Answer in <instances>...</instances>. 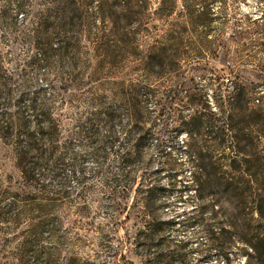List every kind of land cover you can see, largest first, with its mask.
Listing matches in <instances>:
<instances>
[{
	"label": "rangeland",
	"instance_id": "obj_1",
	"mask_svg": "<svg viewBox=\"0 0 264 264\" xmlns=\"http://www.w3.org/2000/svg\"><path fill=\"white\" fill-rule=\"evenodd\" d=\"M78 1L83 4V20L71 26L62 22L72 13L65 0H0V264H34L30 249L22 253L32 234L38 248L52 250L53 264H116L113 254L118 250L133 264H144L134 255V237L147 220L136 186L157 187L160 219L182 221L197 216L205 206L204 222L216 220L229 228L231 210L211 190L202 198L196 196L192 175L202 168L232 174L239 166L264 172V164L253 159L264 152V139L244 142L250 163L230 164L233 152L215 146L205 129L188 133L180 125L201 110L187 105L190 95L212 100L231 91L234 81L245 84L252 106H264V0H210L205 24L186 21L184 0H176L175 11L165 20L154 12L159 0ZM100 1L106 3L102 13L97 8ZM144 4L147 9L141 10ZM202 6L195 4L194 9L201 11ZM47 18L54 23L48 41L41 39ZM207 40L226 49L190 58V52ZM157 41L168 45L170 69L146 63L149 46ZM172 54L182 58L180 68L172 65ZM226 64L234 71L228 72ZM117 81L154 90L143 101L141 131L133 130L127 141L132 122L126 115L115 126L118 154L126 148L132 153L139 136L146 139L138 158L124 169L133 177L126 201L134 202L135 208L123 224V216L109 218L111 191L105 183L122 171L115 155H95L97 148L106 146L101 141L106 127L99 124L94 139L80 133L88 129L86 117L97 108L93 98L98 94L109 97L102 106L123 109L125 105L110 96L120 89ZM172 92H176L172 104L163 113L160 108ZM233 125L244 132L257 129L239 117ZM28 134L38 137L39 149L29 151L24 163L37 181H30L19 167ZM161 139L166 143L160 151L156 142ZM183 183L190 187L180 192ZM233 210L249 231L264 230L255 212ZM230 231L221 254L208 246L200 227L176 223L167 233L170 242L165 250L183 244L181 251L189 264H248L247 248Z\"/></svg>",
	"mask_w": 264,
	"mask_h": 264
},
{
	"label": "trees",
	"instance_id": "obj_2",
	"mask_svg": "<svg viewBox=\"0 0 264 264\" xmlns=\"http://www.w3.org/2000/svg\"><path fill=\"white\" fill-rule=\"evenodd\" d=\"M208 1L210 0H184L182 6L186 11L183 9L184 11L182 12H185L186 21L197 24L207 23L209 18L205 6ZM65 2L68 3L69 10L72 13L68 16L67 20H62V22L71 26L75 23H81L83 20L80 13V10L83 8L81 1L65 0ZM200 3L204 5L201 11L195 10V4ZM105 5V1L98 2L97 8L99 13L103 12ZM146 7V4L141 5V10L147 9ZM175 8L176 0H159L154 12L158 14L159 18L165 20L171 16ZM100 18H103V16L100 15ZM53 24L54 23L49 22L47 18V26L44 27L41 32V39H45L46 41L51 40L53 31L50 30V28L53 27ZM235 33L240 34L236 31ZM167 46L168 45L163 42L151 44L145 55L146 63H158L159 70L165 68L170 69L171 60H169L170 57L167 51L169 48ZM222 48L226 49V46L215 43L213 40H207V43L200 44L197 49L190 52V58H195L197 60L201 58L202 55L218 53ZM171 56V58H175V60H172V65L179 67L178 64L182 58L176 54H172ZM224 57H226V54ZM225 67L228 72L234 71L229 64H226ZM116 83L120 86V89L116 92H111L110 96L112 99H117L120 103L124 104L125 106L123 109H121L119 105L114 108L102 106L109 97L106 93L98 94L97 97L93 98L98 105L97 108L86 117L85 122L88 124V129L87 131L81 129L80 133H84L86 136L92 135V139H94L96 135L99 134L97 126L102 124L106 127L105 134L102 135L101 140L106 146L101 145L99 149L97 148L95 155L97 158H105L109 153L113 156L115 155L117 164L122 171L121 176L111 177L105 183L110 186L111 191L109 194V218L114 220L117 216H123V220L120 222V224H123L129 219L131 212L135 208L134 202L128 204L126 201L130 187H132L133 177L129 176L130 172L124 171V169L129 167L130 164L138 158L140 150H142L145 145L146 139L145 135L139 136L135 144H133L132 153L126 148L127 150L118 154L115 146L116 144L119 145L120 142L115 126L120 123L119 120L122 118V115H126L132 122L131 127L126 131V135H128L126 138L127 141L130 140L129 134H132L133 130L141 131L143 129L141 125L144 123V121L141 120L142 110L144 109L143 101L148 93L154 94V90L150 88L149 92L142 91L136 88L134 84L128 83L124 85V81H117ZM175 94L176 92H172L166 95L168 99L160 108L163 113L166 111L165 109L172 104V98ZM188 99L187 105H198L201 110L193 112L187 120L181 121V129H184L188 133H203V129H205L204 134L213 141L215 146H226L233 152V154L228 157L230 164H238L239 161L245 164L250 163L252 161V156L244 150V142H249L254 139L260 142L264 139V106L262 103L252 106V98L247 92L245 84L234 81L231 83V91L228 90L226 94H216L212 100L200 98L196 95H190ZM45 114L44 117H46ZM236 117L241 118L247 125L256 126L257 129L253 132H244L236 128L233 125ZM28 138L29 142L26 145L27 147L23 146L20 150L19 159L21 165H19V167L22 174H25L30 181H37L38 178L31 174L24 162L27 159L29 151L39 149L37 142L38 137L28 134ZM156 143L158 150L161 151L165 146L166 140L161 139ZM203 156L204 154L200 156L201 159ZM253 159L259 164H264V152L256 155ZM167 164L175 167V164L169 162V160ZM234 169L231 170L232 174L229 172L224 175L217 170L202 168V171L192 175L196 196L202 198L205 196L206 192L211 190L215 197H217L221 203H225L227 209L231 210V222L227 224L229 228L222 222L216 220H214L215 222L212 224L204 222L202 216L206 208L205 206L199 209L197 216L185 218L182 221L160 219L158 213H160L162 209V204L158 202V195L160 192L157 187L151 183L147 184L145 188L139 185L136 186V193L139 194L138 198H140L143 206L142 217L147 220H145L143 228L140 229L134 237L135 247L137 248L134 255L142 257L144 259V264H189L186 262L181 251L184 246L183 244L179 245L175 250H165V248L169 247L170 242L167 233L172 226L178 223L185 227H200V230L207 239L208 246L217 248L221 254H225L229 242L228 240L230 239V229L232 228L248 250L245 252L248 264H251L252 260H254L253 264H264V230H254L255 232L249 231L248 224L246 225L245 221L241 219V215L233 210V207L239 208L238 211H246L247 208L249 212H255L259 220L264 222V172H252L247 168L242 169L240 166ZM100 173V170L96 172V174ZM56 175L59 176V174ZM189 187L190 186L186 183H183L179 191L183 192L189 189ZM167 190L171 191L173 187L171 186ZM229 204H232L233 207H230ZM212 215L213 219H216V214L213 213ZM31 236L23 243L27 250L22 251V253L25 254L27 251L29 252L30 249L32 258H34V264H53L52 250L41 246V248H38V240L34 237L36 235L32 234ZM113 255L116 264H133L119 250L114 251ZM22 263L24 262L22 261Z\"/></svg>",
	"mask_w": 264,
	"mask_h": 264
}]
</instances>
